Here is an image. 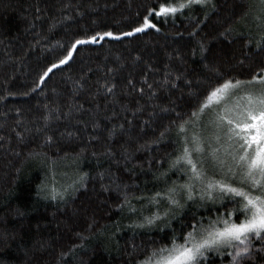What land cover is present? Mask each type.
I'll use <instances>...</instances> for the list:
<instances>
[{
  "label": "trees",
  "instance_id": "1",
  "mask_svg": "<svg viewBox=\"0 0 264 264\" xmlns=\"http://www.w3.org/2000/svg\"><path fill=\"white\" fill-rule=\"evenodd\" d=\"M160 2L0 0V264H137L154 243L169 242L163 224L134 226L167 207L149 202L165 187L161 173L182 176L168 169L180 147L169 125L217 74L244 78L264 66L256 47L264 27L251 17L263 5L215 0L199 28V9L151 17L159 30L78 46L36 87L75 38L127 33ZM227 26L231 40L219 36ZM124 193L130 202L118 207ZM193 211L207 214L185 207L171 221L177 233Z\"/></svg>",
  "mask_w": 264,
  "mask_h": 264
},
{
  "label": "snow or ice",
  "instance_id": "2",
  "mask_svg": "<svg viewBox=\"0 0 264 264\" xmlns=\"http://www.w3.org/2000/svg\"><path fill=\"white\" fill-rule=\"evenodd\" d=\"M259 3L264 5V0ZM216 7L215 0H163L146 9L139 25L127 33H85L75 38L63 56L43 71L36 87L54 69L73 60L78 46L99 44L106 37L119 39L148 28L159 30L151 17H167L186 9L203 11V19L197 20L195 25L199 28ZM240 16H248L247 8ZM253 19L257 27L264 25V15ZM192 34H196L195 29ZM219 36L233 39V28L224 27ZM244 44L250 46L251 38L245 36ZM256 47H264V32L256 41ZM200 50L201 54L206 51L203 44ZM164 83L177 86L168 80ZM113 89L114 86L107 87V92L111 94ZM143 92L141 88V95ZM169 128L177 132L180 147L170 155L168 169L182 176L169 181L167 170L161 173L165 187L154 192L149 202L166 201L167 207L163 212L157 210L141 216L134 226L152 229L163 224L170 230V239L168 243H154L137 264H246L249 261L264 264V66H257L244 78L217 74L215 82L208 81L203 90L195 94L190 111L177 113ZM167 131L161 132L154 143H160ZM17 136L22 138L21 133ZM123 195L124 200L118 207L130 202L129 194ZM52 198H56L55 194ZM185 207H201L207 214L198 216L193 211L190 221L183 223L177 233L171 221L182 214ZM65 255L67 253H61V258Z\"/></svg>",
  "mask_w": 264,
  "mask_h": 264
},
{
  "label": "rangeland",
  "instance_id": "3",
  "mask_svg": "<svg viewBox=\"0 0 264 264\" xmlns=\"http://www.w3.org/2000/svg\"><path fill=\"white\" fill-rule=\"evenodd\" d=\"M259 3V0H257V4ZM260 4V3H259ZM258 4V5H259ZM263 7H264V5H263ZM243 10V9H242ZM241 12H243V11H241ZM257 15H264V8H262L261 10H259V12H258V10H255L254 9V11H253V13H252V15H251V17H255V16H257ZM263 27H264V25H262ZM261 26V27H262Z\"/></svg>",
  "mask_w": 264,
  "mask_h": 264
}]
</instances>
